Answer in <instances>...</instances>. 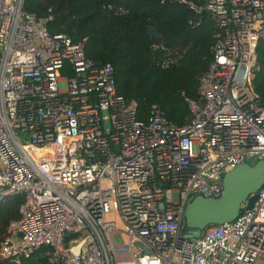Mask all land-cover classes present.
I'll return each instance as SVG.
<instances>
[{
	"label": "built area",
	"instance_id": "built-area-1",
	"mask_svg": "<svg viewBox=\"0 0 264 264\" xmlns=\"http://www.w3.org/2000/svg\"><path fill=\"white\" fill-rule=\"evenodd\" d=\"M177 1L215 26L213 59L183 125L158 103L140 119L137 101L117 92L113 65L87 57V38L52 34L25 0H0V202L24 197L1 259L20 263L41 248L47 264L264 257V187L234 221L196 240L181 234L193 196H220L224 172L264 159V98L254 85L264 0ZM155 49L159 66L174 63L164 45Z\"/></svg>",
	"mask_w": 264,
	"mask_h": 264
},
{
	"label": "trees",
	"instance_id": "trees-1",
	"mask_svg": "<svg viewBox=\"0 0 264 264\" xmlns=\"http://www.w3.org/2000/svg\"><path fill=\"white\" fill-rule=\"evenodd\" d=\"M24 6L48 18L50 33H67L75 41L87 38V57L113 65L117 92L137 101L140 119H147L151 105L158 103L171 122L191 120L188 99L199 98L200 77L213 59L215 26L209 14L197 16L187 2L177 0H25ZM152 26L159 38L149 35ZM157 45L174 58L168 68L156 62L164 54ZM257 53L254 85L264 98V38ZM23 199L17 195L0 202V245L10 221L20 217ZM46 250L20 263L0 258V264H47Z\"/></svg>",
	"mask_w": 264,
	"mask_h": 264
},
{
	"label": "water",
	"instance_id": "water-1",
	"mask_svg": "<svg viewBox=\"0 0 264 264\" xmlns=\"http://www.w3.org/2000/svg\"><path fill=\"white\" fill-rule=\"evenodd\" d=\"M149 35L159 38L155 27ZM110 126V123H106ZM223 192L218 197L202 194L191 198L184 213L182 237L198 239L210 225L234 221L246 209H252L258 200L259 191L264 187V159L256 156L247 158L233 169L222 174ZM246 202V206L243 204ZM137 245H142L136 242ZM145 252H149L145 249Z\"/></svg>",
	"mask_w": 264,
	"mask_h": 264
},
{
	"label": "rangeland",
	"instance_id": "rangeland-1",
	"mask_svg": "<svg viewBox=\"0 0 264 264\" xmlns=\"http://www.w3.org/2000/svg\"><path fill=\"white\" fill-rule=\"evenodd\" d=\"M114 217H115L116 220H117V224H118V226H119V227H123V223L121 222V220L118 219L116 215H114ZM257 264H264V257H261V258L258 260Z\"/></svg>",
	"mask_w": 264,
	"mask_h": 264
},
{
	"label": "bare ground",
	"instance_id": "bare-ground-1",
	"mask_svg": "<svg viewBox=\"0 0 264 264\" xmlns=\"http://www.w3.org/2000/svg\"><path fill=\"white\" fill-rule=\"evenodd\" d=\"M58 154V153H57Z\"/></svg>",
	"mask_w": 264,
	"mask_h": 264
}]
</instances>
